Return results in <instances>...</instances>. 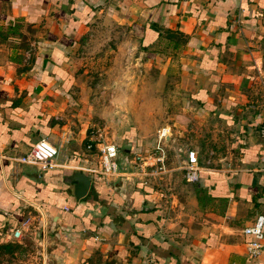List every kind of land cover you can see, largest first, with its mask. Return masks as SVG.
I'll use <instances>...</instances> for the list:
<instances>
[{"label": "crops", "instance_id": "crops-1", "mask_svg": "<svg viewBox=\"0 0 264 264\" xmlns=\"http://www.w3.org/2000/svg\"><path fill=\"white\" fill-rule=\"evenodd\" d=\"M101 8L147 51L161 42L179 52L197 113L235 137L231 159H207L187 181L184 160L165 158L154 176L132 177L124 165L104 176L70 154L90 136L59 120L68 52ZM262 121L264 0H0V248L26 240L41 264H264V245L250 256L241 230L264 214ZM40 136L57 146L51 167L20 160ZM74 169L90 174L79 198Z\"/></svg>", "mask_w": 264, "mask_h": 264}, {"label": "rangeland", "instance_id": "rangeland-1", "mask_svg": "<svg viewBox=\"0 0 264 264\" xmlns=\"http://www.w3.org/2000/svg\"><path fill=\"white\" fill-rule=\"evenodd\" d=\"M129 29L119 16L98 9L68 52L71 76L60 95L59 120L74 136L84 132L92 138L89 149L84 142L82 151L70 154L84 156L94 166L97 140L114 142L118 153L128 156L150 148L156 129L166 126L168 161L182 164L186 148H191L200 166L209 159L205 165L220 167L218 158L226 161L235 155L231 129L217 116L197 113L176 49L159 42L147 51ZM35 251L26 240L23 245L12 243L0 248V264H41L39 258L28 259L38 256Z\"/></svg>", "mask_w": 264, "mask_h": 264}, {"label": "built area", "instance_id": "built-area-1", "mask_svg": "<svg viewBox=\"0 0 264 264\" xmlns=\"http://www.w3.org/2000/svg\"><path fill=\"white\" fill-rule=\"evenodd\" d=\"M259 130L260 134L264 136V121L260 122ZM168 133L169 130L166 126L156 129L154 142L150 148L144 151L134 150L128 156H121L114 142L97 140L94 144L96 163L94 166H85V169L105 176L118 174L124 165L129 170H123L129 172L132 177H146L159 174L165 171V143ZM91 140V137L88 138V141ZM85 147L89 149L91 142H86ZM57 153V146L46 137L40 136L31 144L28 151L20 157V160L36 164L40 168H47L53 165ZM258 160L259 165L257 168L262 172L264 178V153L260 154ZM182 169L185 180L197 181L199 179V165L194 149L186 148ZM241 230L244 234L249 235V239L246 241L247 253L250 256L256 255L264 245V214H257L252 223L243 226ZM10 235L11 237H19V229L14 228L11 230Z\"/></svg>", "mask_w": 264, "mask_h": 264}, {"label": "water", "instance_id": "water-1", "mask_svg": "<svg viewBox=\"0 0 264 264\" xmlns=\"http://www.w3.org/2000/svg\"><path fill=\"white\" fill-rule=\"evenodd\" d=\"M67 177L69 182L72 183V194L74 197L79 198L85 195L90 184V174L79 169H74Z\"/></svg>", "mask_w": 264, "mask_h": 264}]
</instances>
